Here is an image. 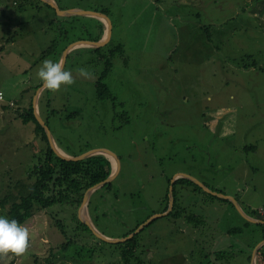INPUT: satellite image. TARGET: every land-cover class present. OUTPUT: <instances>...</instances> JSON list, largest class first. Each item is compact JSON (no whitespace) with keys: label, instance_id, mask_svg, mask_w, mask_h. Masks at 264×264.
I'll return each mask as SVG.
<instances>
[{"label":"rangeland","instance_id":"obj_1","mask_svg":"<svg viewBox=\"0 0 264 264\" xmlns=\"http://www.w3.org/2000/svg\"><path fill=\"white\" fill-rule=\"evenodd\" d=\"M55 1L60 9L107 11L111 23L106 44L67 54L63 69L73 83L42 91L36 102L61 149L104 148L120 161L111 186L95 190L84 211L101 233L123 238L165 212L178 173L235 197L247 213L264 208V0ZM15 2L0 0V198L10 183L17 194L13 183L33 181L46 148L35 124L16 113L34 102L42 62H60L74 42L99 41L104 23ZM100 79L114 99L98 97ZM175 189L195 223L157 217L138 233L132 264H253L262 227L193 185ZM77 218L68 204L36 206L24 225L26 250L0 252V262L125 264L117 245L86 233L79 241ZM219 251L230 256L216 262Z\"/></svg>","mask_w":264,"mask_h":264},{"label":"trees","instance_id":"obj_2","mask_svg":"<svg viewBox=\"0 0 264 264\" xmlns=\"http://www.w3.org/2000/svg\"><path fill=\"white\" fill-rule=\"evenodd\" d=\"M40 2H42L43 5L49 8L55 9L54 7H52L50 4H48L43 0H16L15 3L19 5V8H22L26 6H36L37 3L39 5ZM102 12L107 13V11H102ZM8 18L10 21L12 20L11 17ZM103 29H104V25H103ZM100 38L101 35L98 39ZM96 48L98 49V47ZM4 49H5L4 46H0V51H3ZM55 49H56V42H54L52 46H50L44 52V54L51 53ZM41 85L42 84H39L38 86L35 87L34 93H36L37 89ZM96 88L99 98H111V99L113 98L112 92L110 91L109 87L102 81V79H100L97 82ZM46 89L47 88L43 90L42 96H44ZM0 93L2 94L1 91ZM11 105L13 106L15 105V103H12ZM4 107L7 108L6 105ZM16 113L22 118L23 123L27 124L32 122L35 124L36 135H39L41 139L45 141L46 150L43 149V157L41 158L39 164L36 165L35 168L32 169L29 173L30 178L33 179L32 182L27 183L24 182L23 180H18L16 183H13L15 184L16 189L18 190L17 194H15V192L13 191L14 188L10 187L12 186V184L10 183L8 185L9 189L12 191L7 192V194H5L3 197L0 198V206L4 210L5 216H7L9 219H15L17 220L18 223L25 225L28 218L33 215L34 208L36 206L46 209L51 207L52 205L59 203L63 205L68 204L75 207L76 215L78 217V209L84 200L86 191L90 187L106 180L111 174L112 172L111 160L104 154H95L80 160L63 159L62 157L58 156L51 148L46 130L36 117L33 100L32 102L29 101L28 105H25L24 109L22 110L17 109ZM50 114H56V112L53 110L52 112H50ZM44 120L48 125V121L46 119ZM68 154L79 155L72 153H68ZM111 183L112 182L107 183L102 187H109L111 186ZM169 184H171V181H169ZM177 184L182 185L183 188L184 186L193 185L194 187H196V189L203 191L208 198H211L213 200L214 199L221 200L222 202L230 203L235 207V205L231 200L204 191L199 184L190 180L189 178L179 177L174 182V190H173L174 205L172 210L168 214L169 216L186 217L188 221L195 223V218H194L195 216H193L192 214L189 215L187 213L186 208L179 206L177 203L176 189H175ZM168 194L169 192L167 193L166 196L167 205L165 207V211L168 209L169 206L170 198ZM260 209H264V208L262 207L258 209H252V212L250 213L248 212V214L254 218L264 220V214L260 212ZM77 220L79 221L77 231L80 233V235H77L76 238H78L79 241L81 240L80 236L82 233H86V237L88 236L95 238L98 237L94 234V232L90 229V227L86 223L82 222L79 218H77ZM154 220L155 219L150 221L147 225L151 224ZM256 224H258V226L263 228V238H264V223L261 222ZM135 230L136 229L131 230L127 235H129L131 232ZM232 231L235 232L242 230L235 227L232 229ZM138 233H136L132 238L128 240L112 243L117 245L118 248H120L118 253L121 255V258L123 262H125V264H132L138 258V256L136 255V250L138 248V240H137ZM262 248H264V244L261 246L259 252L262 251ZM212 254H213L212 257H214L216 262H218L220 258L224 259L230 256V253L227 251L213 252ZM0 264H15V262L14 261H10L7 263L0 262Z\"/></svg>","mask_w":264,"mask_h":264},{"label":"water","instance_id":"obj_3","mask_svg":"<svg viewBox=\"0 0 264 264\" xmlns=\"http://www.w3.org/2000/svg\"><path fill=\"white\" fill-rule=\"evenodd\" d=\"M45 2H47L48 4H50L52 7H54L58 13L60 15H80V14H84V15H91V16H96L98 18H101L102 20H105L107 22V25H108V29H107V36L105 39L103 40H99V41H86V40H83V41H78V42H74L72 43L67 49L66 51L64 52L63 54V57L60 61V63L62 64V67L64 66V63H65V60H66V56L67 54L69 53L70 50H72L73 48L75 47H78V46H86V45H89L91 47H99V46H102L104 44H106L109 39H110V36H111V23H110V20L108 18V16L104 13V12H101V11H93V10H84V9H60L56 3L55 0H43ZM46 87H44V85L42 84L38 89H37V92H36V95L34 97V108H35V114H36V117L37 119L39 120V122L44 126L45 130H46V133H47V136H48V139H49V142H50V145H51V148L54 150V152L62 157L63 159H66V160H80V159H85L89 156H92V155H95V154H104L106 155L107 157H109V159L111 161L112 157H114V159L116 160V168L112 170L111 174L109 175V177L90 187L86 193H85V196H84V200L81 204V207H80V210H79V217L81 219L82 222L86 223L90 229L94 232V234L96 236H98L99 238L107 241V242H111V243H117V242H122V241H125V240H128L130 238H132L136 233H138L139 231H141L145 225H147L150 221H152L153 219H156L157 217H160V216H164V215H168L170 213V211L172 210L173 208V205H174V194H173V190H174V182L177 178L180 177H186V178H189L190 180L196 182L197 184H199L201 187H203L206 191L214 194V195H218L222 198H227L229 200H231L233 202V204L235 205V207L237 208V210L240 212V214L245 217L246 219L250 220L251 222H255V223H261L263 222L264 223V220H261V219H257V218H254L252 216H250L247 212H245L239 201L233 197V196H229V195H226L224 193H220V192H217V191H213L211 189H209L208 187H206L202 182H200L198 179H196L195 177L189 175V174H186V173H178L177 175V178H173L172 179V182L170 184V190H169V206H168V209L163 212V213H159V214H156L155 216L151 217L147 222H144L143 224H141L140 226H138V228L131 232L128 236H125L123 238H111V237H108L106 235H104L103 233H101L93 224V222L91 221L90 217H89V214L87 213V216L84 217L82 216V210L83 208L86 206H88V203H89V199H90V196L92 195V193L97 190L98 188L104 186L105 184L107 183H110L118 174V171L120 169V161L118 159V157L110 152L109 150H106L104 148H101V149H94V150H89L87 152H84V153H81L79 155H70L68 153H66L64 150H62L55 138H54V135L52 134V131L50 129V127L46 124L45 120L43 119L41 113H40V110H37L36 108V102L40 96V94L42 93V91L45 89ZM176 177V176H175ZM257 249V248H256ZM258 250H255L254 251V254H253V264H254V259H255V256H256V253H257Z\"/></svg>","mask_w":264,"mask_h":264},{"label":"clouds","instance_id":"obj_4","mask_svg":"<svg viewBox=\"0 0 264 264\" xmlns=\"http://www.w3.org/2000/svg\"><path fill=\"white\" fill-rule=\"evenodd\" d=\"M84 73V69L80 70ZM44 87L57 90L61 85H71L73 77L70 71L64 70L60 62L45 59L37 72ZM29 243L28 229L7 216L0 215V252L23 253Z\"/></svg>","mask_w":264,"mask_h":264},{"label":"crops","instance_id":"obj_5","mask_svg":"<svg viewBox=\"0 0 264 264\" xmlns=\"http://www.w3.org/2000/svg\"><path fill=\"white\" fill-rule=\"evenodd\" d=\"M72 9H79V8H72ZM100 21H103L102 23H103V25H104V29H103V31H102V34H101V38H100V40H103V39H105L106 38V36H107V29H108V25H107V22L105 21V20H101V18H100ZM105 23H106V25H105ZM86 47H91V46H89V45H86ZM63 150V149H62ZM67 153V152H66ZM114 166H115V164H114ZM112 167V170L113 169H115L116 168V166L115 167ZM177 176L178 175H176V177H174V178H177ZM264 244V238H260V239H258L257 240V243H256V247L255 248H252L253 249V252L255 251V250H258L257 251V253H256V256H255V258L257 259V261H256V259L254 260V264L256 263V264H264V252H259L260 251V248H261V246ZM257 248V249H256ZM254 254V253H253ZM253 257V256H252ZM252 262H253V258H252Z\"/></svg>","mask_w":264,"mask_h":264},{"label":"bare ground","instance_id":"obj_6","mask_svg":"<svg viewBox=\"0 0 264 264\" xmlns=\"http://www.w3.org/2000/svg\"><path fill=\"white\" fill-rule=\"evenodd\" d=\"M111 158H112V160H113V162H114V164H115V166H116V160L114 159V157H112L111 156ZM84 211H85V213H86V206L83 208V210H82V216H84L85 217V213H84ZM84 213V214H83Z\"/></svg>","mask_w":264,"mask_h":264},{"label":"built area","instance_id":"obj_7","mask_svg":"<svg viewBox=\"0 0 264 264\" xmlns=\"http://www.w3.org/2000/svg\"><path fill=\"white\" fill-rule=\"evenodd\" d=\"M2 94L0 93V99H2ZM264 210V209H263ZM262 209H260V212H262V214H264V211Z\"/></svg>","mask_w":264,"mask_h":264}]
</instances>
